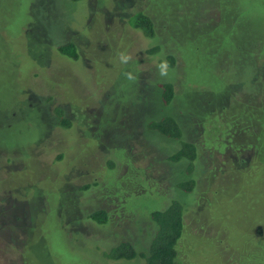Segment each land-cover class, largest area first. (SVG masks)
I'll use <instances>...</instances> for the list:
<instances>
[{"label": "rangeland", "instance_id": "obj_1", "mask_svg": "<svg viewBox=\"0 0 264 264\" xmlns=\"http://www.w3.org/2000/svg\"><path fill=\"white\" fill-rule=\"evenodd\" d=\"M66 43L76 60L57 54ZM165 116L197 148L191 174L146 128ZM173 201L179 264H264V0H0V264H144L104 253L148 251L150 213Z\"/></svg>", "mask_w": 264, "mask_h": 264}, {"label": "trees", "instance_id": "obj_2", "mask_svg": "<svg viewBox=\"0 0 264 264\" xmlns=\"http://www.w3.org/2000/svg\"><path fill=\"white\" fill-rule=\"evenodd\" d=\"M71 2H80L82 0H69ZM131 25L134 29L140 31L142 35L152 40L155 37L153 22L151 19L138 12L131 18ZM59 56L76 60L77 49L73 43L59 45L56 48ZM154 54L158 52V48H154ZM167 61L172 67L174 58L169 56ZM160 100L164 106L171 104L174 99V89L171 83H160ZM54 114L58 120V126L62 128H70L71 122L63 116L60 108L54 109ZM147 130L157 133L160 136L171 140L177 145L174 153L168 157L171 164H177L180 161H185L187 164L188 174L193 173V168L198 159L197 148L193 143L187 142L183 133L173 117H162L159 120H151L147 124ZM194 181L186 183L180 182L178 188L183 192H190L194 189ZM177 187V185H176ZM184 208L181 204L173 201L167 207L155 210L150 213L149 219L154 226V235L148 247V251H137L133 244L128 241H121L117 245L105 252L104 257L110 261L134 260L141 259L144 264H179L178 262V244L183 237L184 232ZM88 219L97 224L105 225L108 223V213L104 210H97L88 215Z\"/></svg>", "mask_w": 264, "mask_h": 264}, {"label": "clouds", "instance_id": "obj_3", "mask_svg": "<svg viewBox=\"0 0 264 264\" xmlns=\"http://www.w3.org/2000/svg\"><path fill=\"white\" fill-rule=\"evenodd\" d=\"M132 57L130 54H128L126 51L125 52H120L119 53V62L121 64H128L131 61ZM169 63L167 60H162L158 65H157V70H158V74L160 77H164L166 78L168 76L169 73ZM125 76L128 80L130 81H135L137 79V77L131 73H125Z\"/></svg>", "mask_w": 264, "mask_h": 264}]
</instances>
